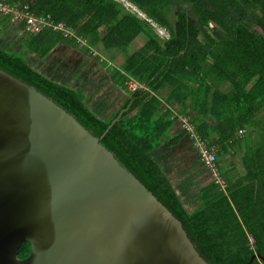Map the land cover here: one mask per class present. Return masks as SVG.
Masks as SVG:
<instances>
[{
	"label": "trees",
	"instance_id": "16d2710c",
	"mask_svg": "<svg viewBox=\"0 0 264 264\" xmlns=\"http://www.w3.org/2000/svg\"><path fill=\"white\" fill-rule=\"evenodd\" d=\"M3 1L28 5L34 15L62 22L90 47L124 52L119 65L93 58L109 66L112 82L121 89L128 90L130 77L145 88L128 90L120 111L100 116L86 102L82 87L49 77L28 58L43 59L59 44L80 47L75 38L50 27L25 32L23 22H11L1 13L0 24L9 20L22 34L17 47L0 45V69L52 99L98 137L181 221L205 260L264 264V0H127L134 10L117 0ZM153 23L168 37H161ZM140 34L142 45L128 52ZM82 50L92 56L89 47ZM180 116H187L200 139L215 149L226 183L222 188L209 178L198 187L196 206L184 202L173 176L154 157L158 149H171L188 137ZM236 151L243 172L231 178ZM227 158L230 168L218 161ZM203 171L209 173L206 167ZM29 252L26 240L18 257Z\"/></svg>",
	"mask_w": 264,
	"mask_h": 264
},
{
	"label": "water",
	"instance_id": "95a60500",
	"mask_svg": "<svg viewBox=\"0 0 264 264\" xmlns=\"http://www.w3.org/2000/svg\"><path fill=\"white\" fill-rule=\"evenodd\" d=\"M0 264L211 263L98 137L0 69Z\"/></svg>",
	"mask_w": 264,
	"mask_h": 264
},
{
	"label": "rangeland",
	"instance_id": "374dc122",
	"mask_svg": "<svg viewBox=\"0 0 264 264\" xmlns=\"http://www.w3.org/2000/svg\"><path fill=\"white\" fill-rule=\"evenodd\" d=\"M0 19H2V17H0ZM21 34L22 31L18 32L15 30V27L10 25L9 20L5 21L3 24H0V45L7 49L17 47V39ZM144 39L145 37H143L142 34L138 35L128 47V52L142 45ZM82 47L83 46L71 48L60 44V46L57 45V47L43 59L35 55H28V58L32 65L49 77L72 87H82L83 91L86 93V102L100 116L105 117L109 115L107 113L111 111V109H115L118 105L117 101L123 100V91L112 82L109 76V66L102 65L100 61H96L93 55H87L83 52ZM95 50L100 56V59L106 60L109 65H119L124 62V52H121L119 49H105L98 44ZM262 119L264 120V115H262ZM249 133L250 131L247 130L244 138L248 144L250 143ZM164 148L165 147H162L155 151L154 157L160 164L165 165L164 169H166L167 172L173 171L170 168L175 166V171L173 173L177 175L174 176L172 180L181 194H187L188 185H190V192L186 195L184 202H186L187 205L191 204L198 198L196 181L192 182L191 179L188 178V175L185 174V171L180 169L184 167L182 165L183 159L187 158L192 151L195 152V148L188 137L183 145L179 144L176 148L171 149ZM190 149L192 151H190ZM236 153L237 152L234 154V171L231 172L234 174L230 175L231 178L236 177L235 172H243L241 160L237 155L238 153ZM228 160L229 158L226 160L220 159L218 161L223 162L226 168H229L231 164L227 162ZM186 168L187 167H185V169ZM208 177H210V175L205 176L203 182H205ZM194 206H196V204H194Z\"/></svg>",
	"mask_w": 264,
	"mask_h": 264
},
{
	"label": "built area",
	"instance_id": "2783aa9c",
	"mask_svg": "<svg viewBox=\"0 0 264 264\" xmlns=\"http://www.w3.org/2000/svg\"><path fill=\"white\" fill-rule=\"evenodd\" d=\"M120 1L129 10H134V6L127 0H117ZM0 13L8 15L10 21L17 23L19 21L24 23L23 31L28 33L39 32L44 27H50L52 30H59L65 37H73L79 46L89 47L92 50V55H98L95 47H90L85 38L77 36L74 32L67 28L62 22L54 23L49 16L34 15L29 12L28 5H21L20 7L10 5L9 3L0 0ZM141 14L140 12H138ZM142 15V14H141ZM154 27L161 37H168L166 30L157 24ZM212 26V23L209 24ZM127 89L129 91H134L138 88H145L142 83L137 82L133 78H129L126 81ZM180 125L186 130L188 138L191 140L193 146L197 149L198 157L201 163L209 170L211 178L222 188L225 186V180L220 175V171L217 165L215 149L210 148L203 142L198 133L195 131V127L192 125L187 116H180ZM244 130H239L241 134Z\"/></svg>",
	"mask_w": 264,
	"mask_h": 264
},
{
	"label": "crops",
	"instance_id": "0c3cea01",
	"mask_svg": "<svg viewBox=\"0 0 264 264\" xmlns=\"http://www.w3.org/2000/svg\"><path fill=\"white\" fill-rule=\"evenodd\" d=\"M63 45H65V44H63ZM58 46H60V44L58 45ZM65 46H67V45H65ZM57 47V46H56ZM55 47V48H56ZM109 72H110V70H109ZM109 76H110V73H109ZM117 86V85H116ZM120 88V87H119ZM120 90H122L123 91V100L122 101H117V103H118V105L115 107V109H111V111H109L107 114H110L111 112H116V111H120V109L124 106V104H125V102L129 99V91L127 90V91H125V90H123V89H121L120 88ZM186 140H187V137L186 136H184L182 139H181V141L175 146V147H173V148H176L179 144H181V145H183L185 142H186ZM183 142V143H182ZM165 149V148H164ZM190 151H192L191 149H190ZM195 151V150H194ZM193 152V151H192ZM191 152V154L187 157V158H184L183 159V168L182 169H180V170H183V171H185V174H187L188 175V178L189 179H191V181L193 182V181H196V191L198 190V187L199 186H201L203 183H205L210 177H208V179L205 181V182H203L204 181V179H205V176H208V174L209 173H207L206 171H203L204 169H205V167L203 166V164L200 162V160L198 159V156H197V153H196V151L195 152H193L192 153ZM237 153V155L239 156V158H240V154H239V152L238 151H236ZM165 166V165H164ZM167 166H168V164H167ZM185 167H187L186 169H185ZM230 168V167H229ZM171 170H173V171H168L169 172V174L170 175H172L173 177L174 176H176L177 174H174L173 172L175 171L174 169H175V166L174 167H172V168H170ZM198 169V170H197ZM179 170V171H180ZM178 172V171H177ZM195 172V173H194ZM176 189H177V191L179 192V193H181L180 191H179V189L176 187ZM190 192V185H188V191H187V194H183L182 193V195H184V200H185V197H186V195H188V193ZM197 199V198H196ZM187 204V203H186ZM194 204H197V202H196V200L194 201V202H192L191 204H188V205H192V206H194Z\"/></svg>",
	"mask_w": 264,
	"mask_h": 264
},
{
	"label": "flooded vegetation",
	"instance_id": "af4514ba",
	"mask_svg": "<svg viewBox=\"0 0 264 264\" xmlns=\"http://www.w3.org/2000/svg\"><path fill=\"white\" fill-rule=\"evenodd\" d=\"M26 257V256H25ZM23 258V257H22Z\"/></svg>",
	"mask_w": 264,
	"mask_h": 264
}]
</instances>
